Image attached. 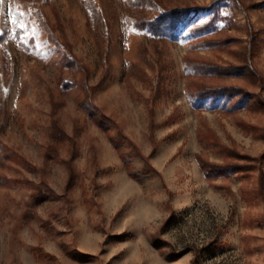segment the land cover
Masks as SVG:
<instances>
[{
    "label": "rangeland",
    "instance_id": "obj_1",
    "mask_svg": "<svg viewBox=\"0 0 264 264\" xmlns=\"http://www.w3.org/2000/svg\"><path fill=\"white\" fill-rule=\"evenodd\" d=\"M212 1L159 0L201 25ZM100 2L108 55L85 0L0 6V264H264V0L177 41L123 39L126 18L159 12ZM199 88L229 98L197 110Z\"/></svg>",
    "mask_w": 264,
    "mask_h": 264
},
{
    "label": "trees",
    "instance_id": "obj_2",
    "mask_svg": "<svg viewBox=\"0 0 264 264\" xmlns=\"http://www.w3.org/2000/svg\"><path fill=\"white\" fill-rule=\"evenodd\" d=\"M128 8L133 10H145L152 9L159 12L160 15L154 17H144V18H126L124 29L122 32V37L125 39L128 29H134L136 31H143L155 39L177 41L182 39L186 34H191L194 36H201L209 31L214 30L218 22L224 20V11L230 10L231 5H237L238 0H213L211 4L207 7L210 12L207 22L202 25L196 19V12L190 10H167L159 2V0H121ZM231 6V7H230ZM85 11L89 20V24L95 27V33H100L106 37L107 45V55L112 47V24L107 9L100 0H85ZM36 15L39 23L44 27L49 33V41L57 46L63 52V59L67 67L72 68L75 66L76 60L71 54L70 50L67 48L66 44L61 42L57 37L53 35L52 30L49 27L48 20L45 18L44 14L37 9ZM6 36H10L9 31H7ZM6 36L0 37V45L4 44L7 40ZM254 37L251 36V40ZM208 45L209 42L207 43ZM187 73H195L199 75H214L221 72V67L217 65H204L199 63L198 65H191L190 62H186ZM232 74H240L243 69H252V64L250 61H246ZM224 73V72H223ZM222 74V73H221ZM82 85L86 84L88 78L84 77L79 80ZM70 82V81H67ZM73 84V83H72ZM228 90H212L206 88H199L196 92L190 90L187 91L188 98L191 104L197 109L201 110L207 105L218 106L223 98H229ZM86 93L90 94L89 91ZM90 95L87 96V101ZM208 103V104H207ZM40 193V191H39ZM42 197V195H39ZM37 197L36 200L39 198Z\"/></svg>",
    "mask_w": 264,
    "mask_h": 264
},
{
    "label": "snow or ice",
    "instance_id": "obj_3",
    "mask_svg": "<svg viewBox=\"0 0 264 264\" xmlns=\"http://www.w3.org/2000/svg\"><path fill=\"white\" fill-rule=\"evenodd\" d=\"M5 4V0H0V6H3Z\"/></svg>",
    "mask_w": 264,
    "mask_h": 264
}]
</instances>
